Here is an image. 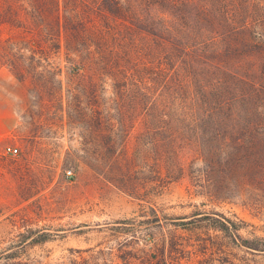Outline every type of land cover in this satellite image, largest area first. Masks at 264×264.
<instances>
[{
  "label": "rangeland",
  "instance_id": "1",
  "mask_svg": "<svg viewBox=\"0 0 264 264\" xmlns=\"http://www.w3.org/2000/svg\"><path fill=\"white\" fill-rule=\"evenodd\" d=\"M239 8L248 97L229 121L203 118L217 130L184 129L200 140L161 162L150 79L121 98L109 80L71 79L64 49L22 77L0 50V263L264 264L244 245L264 246V0Z\"/></svg>",
  "mask_w": 264,
  "mask_h": 264
},
{
  "label": "trees",
  "instance_id": "2",
  "mask_svg": "<svg viewBox=\"0 0 264 264\" xmlns=\"http://www.w3.org/2000/svg\"><path fill=\"white\" fill-rule=\"evenodd\" d=\"M250 1L0 0V50L8 56L2 64L22 77L42 62L54 66L50 58L64 49L71 79L87 72L93 88L109 80L121 98L129 95L127 86L150 79L161 162L172 157L179 140H200L199 132L187 136L184 129L217 130L222 125L205 126L203 118L229 121L235 104L248 97L251 68L240 63L251 58L243 48L252 46V29L237 12ZM99 114L97 107L90 111L95 119ZM106 153L108 161L118 156L115 150ZM16 255L0 264H25L14 261ZM161 264H167L163 254Z\"/></svg>",
  "mask_w": 264,
  "mask_h": 264
},
{
  "label": "built area",
  "instance_id": "3",
  "mask_svg": "<svg viewBox=\"0 0 264 264\" xmlns=\"http://www.w3.org/2000/svg\"><path fill=\"white\" fill-rule=\"evenodd\" d=\"M2 154L9 156H16L19 153V150L15 146L7 145L2 149Z\"/></svg>",
  "mask_w": 264,
  "mask_h": 264
}]
</instances>
